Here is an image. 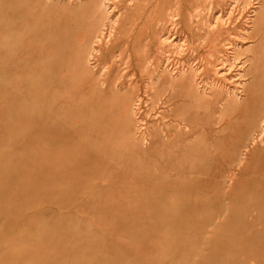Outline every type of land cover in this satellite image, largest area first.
<instances>
[{
  "label": "rangeland",
  "instance_id": "1",
  "mask_svg": "<svg viewBox=\"0 0 264 264\" xmlns=\"http://www.w3.org/2000/svg\"><path fill=\"white\" fill-rule=\"evenodd\" d=\"M69 1L0 0V264H264V0Z\"/></svg>",
  "mask_w": 264,
  "mask_h": 264
},
{
  "label": "bare ground",
  "instance_id": "2",
  "mask_svg": "<svg viewBox=\"0 0 264 264\" xmlns=\"http://www.w3.org/2000/svg\"><path fill=\"white\" fill-rule=\"evenodd\" d=\"M49 1H50V0H49ZM86 1H87V0H86ZM97 1H98V0H97ZM106 1H107V0H106ZM128 1H129V0H128ZM130 1H131V0H130ZM133 1H134V0H133ZM133 1H131V2L133 3ZM175 1H177V0H175ZM210 1H211V0H210ZM69 2H71V0H70ZM75 2H76V1H75ZM131 2H130V3H131ZM255 2H256V0H255ZM257 2H258V1H257ZM108 3H109V2H108ZM151 3H152V2H151ZM178 3H179V2H178ZM233 3H234V2H233ZM172 4H174V3H172ZM97 5H98V4H97ZM117 5H118V4H117ZM129 5H130V4H129ZM129 5H128V6H129ZM137 5H138V2H137V1H134L132 7L135 8ZM153 5H154V4H153ZM175 5H176V4H175ZM177 5H178V4H177ZM190 5H191V4H190ZM234 5H235V4H234ZM255 5H256V4H255ZM255 5H254V12H255L254 14H256V17H257V18L259 17V21H258V23L262 24V26L264 27V11H262V12H261V11H258L257 8L255 7ZM257 5H258V4H257ZM259 5H261V4H259ZM148 6H149V5H148ZM230 6H232V5H230ZM101 7H102V6H101ZM103 7H106V8H107V11H108L109 4L107 5V3L104 2V3H103ZM234 7H235V6H234ZM251 7H252V6H251ZM72 8H73V7H72ZM91 8H92V7H91ZM94 8H95V6H94ZM94 8H93V10H94ZM173 8H174V7H173ZM231 8H232V7H231ZM235 8H236V7H235ZM102 9H103V8H101V11H102ZM127 9H128V7H127ZM127 9H126V11H127ZM147 9H148V8H147ZM147 9H146V10H147ZM197 9H198V8H196V11H197ZM201 9H202V8H201ZM201 9H200V10H201ZM250 9H251V8H250ZM231 10H232V9H231ZM130 11H132V10H130ZM137 11H139V10H137ZM148 11H149V10H148ZM168 11H169V10H168ZM188 11H189V10H188ZM228 11H230V9H229ZM234 11H236V10H234ZM234 11H233V13H234ZM92 12H94V11H92ZM109 12H110V10H109ZM189 12H190V11H189ZM197 12H199V11H197ZM231 12H232V11H231ZM231 12H230V13H231ZM98 13H99V9H98ZM98 13L96 12L95 14L97 15ZM182 13H183V12H182V7H181V4H180V5L177 6V8L172 9V11H170V12L168 13L167 17H164V18H163V20L161 21V24H160V25H161V26L163 27V29H165V30H166L167 28H169V27H171V30H173V28L177 27V25H180V24L182 23V21H183ZM220 13H223V15H224V12L222 11V8H221V12H220ZM226 13H227V12H226ZM228 13H229V12H228ZM230 13H229V14H230ZM233 13H232V14H233ZM232 14H230V15H232ZM249 14H250V13H249ZM90 15L92 16V13H91ZM108 15H109V14H108ZM108 15H107V16H108ZM110 15H111V13H110ZM191 15H192V14H191ZM196 15H197V14H196ZM196 15H194V16L196 17V19H198V17H197L198 15H197V16H196ZM199 15H200V14H199ZM223 15H222V16H223ZM251 15H252V14H251ZM107 16H106V17H107ZM128 16H129V15H128ZM218 16H219V15H218ZM68 17H69V16H68ZM99 17H100V16H99ZM99 17H98V18H99ZM101 17H102V16H101ZM108 17H109V16H108ZM111 17H112V16H111ZM119 17H120V16H119ZM129 17H130V16H129ZM143 17H144V16H143ZM191 17H192V16H191ZM195 17H192V18H195ZM199 17H200V16H199ZM220 17H221V15H220ZM228 17H229V16H228ZM228 17L226 16V19H227ZM109 18H110V17H109ZM218 18H219V17H218ZM62 19H63V18H62ZM95 19H96V18H95ZM216 19H217V18H216ZM220 19H221V18H220ZM249 19H250V18H249ZM106 20H107V19H106ZM138 20H139V19H138ZM144 20H145V18H144ZM204 20H205V19H204ZM207 20H208V19H207ZM213 20H214V19H213ZM218 20H219V19L214 20V21L216 22V21H218ZM221 20L224 21L223 17H222ZM221 20H220V21H221ZM250 20H251V19H250ZM98 21H99V20H98ZM98 21H97V22H98ZM192 21H194V20L192 19ZM208 21H209V20H208ZM61 22H62V21H61ZM105 22H106V21H105ZM105 22H104V23H105ZM201 22H202V21H201ZM209 22H211V21H209ZM224 22H225V21H224ZM227 22H228V21H227ZM64 23H65V22H64ZM90 23H91V22H90ZM122 23H123V21L121 20V18L118 19V17H117L116 19H114V21L112 20V23H110V25H108V26L105 25L106 28H104V29L101 31V33H100V34H97V36L95 37V39H94L95 44H93V46H110L109 42H110V40L112 39V37H113V35H114V33H115V30L118 29V27H120V26L122 25ZM134 23H136V21H135ZM134 23H133V24H134ZM145 23H146V22H145ZM159 23H160V21H159ZM216 23H217V22H216ZM218 23H219V21H218ZM251 23H252V22H251ZM88 24H89V23H88ZM95 24H96V23L93 22L92 25H91V24H89V25L95 27ZM130 24H131V23H130ZM210 24H212V26H210V29L213 30V29H217V28H218V24H216V25H214V26H213V23H212V22H211ZM214 24H215V23H214ZM249 24H250V23H249ZM125 25H126V24H125ZM131 25H132V24H131ZM219 25H220V24H219ZM132 26H133V25H132ZM161 26H160V27H161ZM198 26H199V25H198ZM205 26H209V25H207V22H206V25H205ZM225 26H226V25H225ZM250 26H251V24H250ZM253 26H254V25H253ZM94 27H92V28H94ZM97 27H98V23H97ZM103 27H104V26H103ZM103 27H102V28H103ZM157 27H158V26H157ZM89 28H90V27H89ZM92 28H91V29H92ZM252 28H253V27H252ZM94 29H95V28H94ZM210 29H209V30H210ZM96 30H97V29H96ZM96 30H95V31H96ZM169 30H170V28H169ZM169 30H166V31H169ZM179 30H180V29H179ZM181 30H182V29H181ZM202 30H203V29H202ZM226 30H228V29H226ZM247 30H248V29H247ZM89 31H90V30H89ZM203 31H204V30H203ZM223 31H225V29H224ZM242 31H243V30H242ZM249 31H251V30H249ZM263 31H264V29H263ZM263 31H262V32H263ZM124 32H125V31H124ZM177 32H178V31H177ZM212 32H215V31H212ZM221 32H222V31H221ZM97 33H98V32H97ZM127 33H128V32H127ZM171 33H172V31H170L169 34L166 33V35L168 34L166 37H163V36H165V35H161V37H163V39H162L161 37L159 38V40L161 41L160 44H161V43H164V44H165V43L167 42V38H172V37L176 38V37H175L176 33L174 32L175 35H172ZM224 33H225V32H224ZM240 33H241V32H240ZM118 34H119V33H118ZM208 34H209V33H208ZM212 34H213V33H212ZM215 34H217V30H216V33H215ZM241 34H242V33H241ZM244 34H245V33H244ZM120 35H121V34H120ZM135 35H136V34H135ZM143 35H144V34H143ZM147 35H148V34H147ZM177 35H178V34H177ZM231 35H232V33H231ZM238 35H239V34H238ZM253 35H254V34H253ZM198 36H199V35H198ZM204 36H205V35H204ZM204 36H203V37H204ZM232 36H233V35H232ZM235 36H236V35H235ZM262 36H264V35H262ZM119 37H121V36H119ZM181 37H182V36H181ZM206 37H207V36H206ZM213 37H214V36H213ZM126 38H127V37H126ZM140 38H141V37H140ZM140 38H139V39H140ZM147 38H148V37H147ZM178 38L180 39V37H178ZM185 38H186V36H185ZM204 38H205V37H204ZM210 38H211V37H210ZM214 38H215V37H214ZM139 39H138V38H135V39H134V42H133V44H132V46H138L137 41H138ZM154 39H157V38L155 37ZM179 39H178V40H179ZM205 39H206V38H205ZM212 39H213V38H212ZM233 39H234V37H233ZM238 39H239V37H238ZM261 39H262V37H261ZM261 39H260V41H261ZM152 40H153V39H152ZM152 40H151V41H152ZM176 40H177V39H176ZM187 40H188V39H187ZM208 40H209V39H208ZM235 40H237V39H235ZM143 41H144V40H143ZM171 41H172V40H171ZM179 41H180V40H179ZM183 41H184V39H183ZM204 41H205V40L203 39V42H204ZM206 41H207V40H206ZM217 41H218V39H217ZM228 41H229V39H228ZM233 41H234V40H233ZM237 41H238V40H237ZM90 42H91V41H90ZM145 42H146V40H145ZM149 42H150V41H149ZM173 42H174V40H173ZM176 42H177V41H176ZM176 42H175V43H176ZM243 42H245V41L243 40ZM262 42H263V44H264V41H262ZM124 43H126V42H124ZM142 43H144V42H142ZM147 43H148V42H147ZM182 43H183V42H182ZM184 43H185V42H184ZM186 43H187V42H186ZM198 43H199V42H198ZM213 43H214V42H213ZM250 43H251V42H250ZM166 44H167V43H166ZM169 44H170V40H169ZM204 44H205V43H204ZM227 44H228V43H227ZM235 44H237V42L234 43V45H232V43H231L230 46H231V47H232V46L235 47ZM238 44H239V43H238ZM259 44H260V42H259ZM259 44H258V45H259ZM142 45H143V44H142ZM142 45H139V46H142ZM144 45H145V44H144ZM162 45H163V44H162ZM174 45H175V44H174ZM184 45H185V44H183V46H184ZM211 45H213V44H211ZM119 46H121V45L119 44ZM123 46H124V45H123ZM175 46H176V45H175ZM175 46H174V47H175ZM179 46H181V45H179ZM183 46H181V47H183ZM216 46H217V45H216ZM228 46H229V44H228ZM259 46H260V45H259ZM262 46H263V45H262ZM128 47H129V45H128ZM146 47H147V46H146ZM167 47H171V46H167ZM186 47H187V46H186ZM186 47H184V48H186ZM178 48H180V47H178ZM141 49H142V48H141ZM143 49H144V48H143ZM161 49H162V47H161ZM161 49H159V50L161 51ZM164 50H167V49H164ZM168 50H169V49H168ZM172 50H173V49H172ZM176 50H177V48H176ZM127 51H130V50L127 49ZM138 51H139V50H138ZM170 51H171V50H170ZM170 51H169V53H170ZM149 52H150V51H148V53H149ZM165 52H166V51H165ZM129 53H130V52H129ZM159 53H160V52H159ZM166 54H168V53L166 52ZM155 55H156V54H155ZM163 55H164V54H163ZM131 56H132V55H131ZM166 56L168 57V55H166ZM166 56H165V58H166ZM128 57H129V56H128ZM153 58H154V57H153ZM153 58L151 57V60H152ZM163 58H164V57H163ZM220 58H222V57H220ZM131 59H132V58H131ZM225 59H226V58H225ZM149 60H150V58H149ZM162 60H163V59H161V62L163 63L164 60H163V61H162ZM167 60H168V59H166V61H167ZM129 61L131 62V60H129ZM139 61H140V59H139ZM158 61L160 62V60H158ZM204 61H205V60H204ZM221 61H222V60H221ZM226 61H227V60H226ZM226 61H225V62H226ZM246 61L248 62V59H247ZM126 62H127V61H126ZM147 62H148V60H147ZM147 62H146V63H147ZM167 62H168V61H167ZM182 62H184V60H183ZM218 62H219V61H218ZM223 62H224V60H223ZM225 62H224V63H225ZM151 63H152V62H151ZM168 63H170V60H169ZM185 63H186V62H185ZM126 64H127V63H126ZM148 64H149V62L147 63V65H148ZM164 64H165V62H164ZM170 64H171V63H170ZM209 64H210V63H209ZM213 64H214V63H213ZM217 64H218V63H217ZM220 64H221V63H220ZM127 65H128V64H127ZM160 65H161V63H160ZM189 65H190V64H189ZM204 65H205V63H204ZM211 65H212V64H211ZM128 66H129V65H128ZM131 66H132V65H131ZM131 66H130V67H131ZM148 66H149V65H148ZM151 66H152V64H151ZM153 66H154V65H153ZM153 66H152V67H153ZM177 66H178V65H177ZM195 66H196V65H195ZM149 67H150V66H149ZM180 67H181V66H180ZM182 67H183V66H182ZM196 67H197V66H196ZM204 67H205V66H204ZM218 67H220V66H218ZM146 68H147V67H146ZM153 68H154V70H156V69H155V68H156L155 66H154ZM153 68H149V70H150V69H153ZM158 68H159V66H158ZM160 68H161V66H160ZM173 68H174V67H173ZM173 68H172V69H173ZM188 68H189V67H188ZM193 68H194V67H193ZM198 68H199V67H198ZM213 68H215V67H213ZM132 69H133V68H132ZM168 69H169V68H168ZM175 69H176V67H175ZM182 69H183V68H182ZM182 69H181V70H182ZM186 69H187V68H186ZM186 69H185V70H186ZM195 69H196V68H194L193 70H195ZM163 70H164V69H163ZM169 70H170V69H169ZM185 70H184V71H185ZM201 70H202V68H201ZM203 70H204V69H203ZM213 70H215V69H213ZM220 70H221V69H220ZM159 71H160V69H159ZM159 71H158V72H159ZM178 71H180V69H179ZM188 71H189V70H188ZM188 71H186V73H187ZM191 71H192V70H191ZM195 71H197V70H195ZM217 71H218V70H217ZM166 72H167V71H166ZM192 72H193V71H192ZM227 72H228V71H227ZM237 72H238V71H237ZM160 73H161V71H160ZM183 73H184V75H185V72H183ZM203 73H204V72H203ZM217 73H218V72H217ZM217 73H215V74H217ZM93 74H94V73H93ZM125 74H126V73H125ZM127 74H128V73H127ZM131 74H133V72H132ZM156 74H157V71H156ZM174 74L176 75V71L174 72ZM180 74H181V73H180ZM180 74H179L178 76H180ZM195 74H197V73H195ZM198 74H199V70H198ZM198 74H197V75H198ZM201 74H202V73H201ZM201 74H200V75H201ZM205 74H206V73H205ZM86 75H87V74H86ZM89 75H90V74H89ZM133 75H134V74H133ZM165 75H166V74H165ZM168 75H169V72H168ZM168 75H167V76H168ZM82 76H83V78H84L85 74H83ZM126 76H127V75H126ZM136 76H137V75H136ZM155 76H156V75H155ZM157 76H159V75H157ZM161 76H162V75H161ZM167 76H166V77H167ZM173 76H174V75H173ZM173 76H172V77H173ZM182 76H183V75H182ZM185 76H186V75H185ZM191 76H192V73H191ZM198 76H199V75H198ZM198 76H197V77H198ZM213 76H214V75H213ZM226 76H227V75H226ZM88 77H89V76H88ZM124 77H125V75H124ZM127 77H129V76H127ZM170 77H171V76H170ZM174 77H175V76H174ZM192 77H193V76H192ZM197 77L195 76L194 79L197 78ZM219 77H220V76H219ZM130 78H131V76H130ZM177 78H178V77H177ZM184 78H185V77H184ZM184 78H182V79H184ZM199 78H200V77H199ZM209 78H210V77H209ZM160 79H161V78H160ZM170 79H171V78H170ZM190 79H191V78H190ZM192 79H193V78H192ZM214 79H215V78H214ZM220 79H221V78H220ZM136 80H137V79H136ZM150 80H151V79H150ZM152 80H153V79H152ZM152 80H151V81H152ZM171 80H172V79H171ZM171 80H170V81H171ZM236 80H237V79H236ZM132 81H133V80H132ZM161 81H162V80H160V82H161ZM170 81H169V82H170ZM188 81L190 82V81H192V80H188ZM195 81H196V79H195ZM134 82H135V81H134ZM157 82H158V81H157ZM160 82H159V84H160ZM179 82H180V81H179ZM211 82H213V81H211ZM153 83H154V82H153ZM170 83H171V82H170ZM193 83L195 84L194 81L192 82V84H193ZM199 83H200V82H199ZM216 83H217V82H216ZM196 84H197V83H196ZM200 84H201V83H200ZM128 85H130V84L128 83ZM162 85H164V84H162ZM210 85H211V84H210ZM210 85H209V86H210ZM212 85H213V84H212ZM156 86H157V85H156ZM156 86H155V87H156ZM164 86H165V85H164ZM168 86L170 87V85H168ZM216 86H217V84H216ZM219 86H220V85H219ZM157 87H158V86H157ZM169 87H168V88H169ZM199 87H200V86H199ZM202 87H203V86H202ZM222 87H223V86H222ZM125 88H126V86H125ZM139 88H140V87H139ZM164 88H166V87H163V89H164ZM190 88H192V85H191ZM195 88H196V87H195ZM205 88H207V87H205ZM210 88H211V87H210ZM213 88H215V87H213ZM129 89H130V88H129ZM161 89H162V88H161ZM188 89H189V88H188ZM198 89H199V88H198ZM201 89H203V88H201ZM208 89H209V88H208ZM133 90H134V89H133ZM133 90H132V91H133ZM195 90H196V89H195ZM195 90H194V91H195ZM199 90H200V89H199ZM213 90H214V89H213ZM173 91H175V90H173ZM188 91H189V90H188ZM191 91H192V89H191ZM194 91H192L191 96H192L193 93L197 92V90H196L195 92H194ZM201 91H202V90H201ZM205 91H207V89H206ZM217 91H218V89H217ZM221 91H222V90H221ZM158 92H159V94H162V95H163L162 92H164V90H162L161 93H160V90H159ZM167 92H168V91H167ZM202 92H203V91H202ZM186 93H187V90H186ZM199 93H200V91H199ZM199 93H197V94H199ZM206 93H207V92H206ZM209 93H210V92H209ZM134 94H135V93H134ZM165 94H166V93H165ZM189 94H190V93H189ZM189 94H188V95H189ZM200 94H201V93H200ZM171 95H172V93H171ZM175 95H177V93H175ZM194 95H196V93H195ZM169 96H170V95H169ZM172 96H173V95H172ZM172 96H171V98H170L171 100L175 97V96H173V97H172ZM186 96H187V95L185 94L184 97L186 98ZM189 96H190V95H189ZM199 96H200V95H199ZM134 97H135V95H134ZM161 97H162V96H161ZM163 97H164V95H163ZM187 98H188V97H187ZM200 98H201V97H200ZM134 99H135V98H134ZM166 99H167V98H166ZM189 99H190V97H189ZM195 99H196V98L194 97V100H195ZM197 99H199V97H198ZM197 99H196V100H197ZM202 99H203V98H202ZM194 100H193V101H194ZM166 101H167V100H166ZM186 101H187V100H186ZM190 101H191V100H190ZM195 102H196V101H195ZM200 102L202 103V101H200ZM200 102H199V100H197V104L200 103ZM183 103H184V102H183ZM183 103H182V105H183ZM184 104H185V103H184ZM189 104H190V103H189ZM172 105H173V104H172ZM172 105H171V106H172ZM179 105H180V103H179ZM186 105H188V104H186ZM190 105H192V104H190ZM165 106H167V105H165ZM188 106H189V105H188ZM193 106H194V105H193ZM179 107H180V109H182V108H181V105H180ZM179 107H178V108H179ZM183 107H184V105H183ZM189 107H190V106H189ZM198 107L200 108L201 106H198ZM172 108H173V106H172ZM172 108H170V109H172ZM178 108H177V110H178ZM190 108H192V106H191ZM207 108H208V107H207ZM165 109H166V108H165ZM186 110H188V108H187ZM171 111H172V110H171ZM175 112H176V111H175ZM263 131H264V127H263ZM261 134H262V133H261ZM261 134L259 135V138H260ZM262 135H263V134H262ZM256 138H257V137H256ZM256 141H258V140H256ZM256 141H255V142H256ZM227 211H228V210H227ZM260 226H261V224H260ZM28 240H29V239H28ZM48 242H49V241H48ZM36 244H37V243H36ZM22 245H23V244H22ZM30 261H31V260H30Z\"/></svg>",
  "mask_w": 264,
  "mask_h": 264
}]
</instances>
